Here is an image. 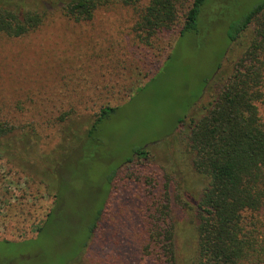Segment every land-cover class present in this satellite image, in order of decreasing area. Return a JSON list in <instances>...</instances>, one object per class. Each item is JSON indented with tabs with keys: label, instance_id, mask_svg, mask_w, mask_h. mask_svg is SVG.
<instances>
[{
	"label": "rangeland",
	"instance_id": "rangeland-1",
	"mask_svg": "<svg viewBox=\"0 0 264 264\" xmlns=\"http://www.w3.org/2000/svg\"><path fill=\"white\" fill-rule=\"evenodd\" d=\"M261 1L208 0L197 30L179 36L182 7L156 48L137 44L131 11L116 3L81 22L53 8L36 30L0 36V120L23 126L7 137L9 151L0 149V264L69 263L101 205L80 264H152L142 258L143 247L164 209L176 231L179 262L190 258L193 212L182 199L196 196L203 182L192 168L186 125L216 96L250 44L253 25L229 44L227 22ZM117 70L125 85L141 87L129 96L115 85L104 87L114 84L107 75ZM106 103L119 107L100 124L99 143L87 142L88 122ZM258 106L264 120V102ZM29 126L36 136L20 142L16 136H28ZM138 147L148 158L127 163ZM55 195L56 215L35 236L33 227ZM258 218L264 222V214Z\"/></svg>",
	"mask_w": 264,
	"mask_h": 264
},
{
	"label": "trees",
	"instance_id": "trees-1",
	"mask_svg": "<svg viewBox=\"0 0 264 264\" xmlns=\"http://www.w3.org/2000/svg\"><path fill=\"white\" fill-rule=\"evenodd\" d=\"M207 1L0 0V36L20 37L36 30L53 8L67 18L81 22L91 20L100 8L116 3L131 11L134 21L130 34L137 44L156 48L159 35L177 24L182 7L185 12L179 36L195 32ZM250 25H253L250 44L233 64L227 80L216 96L199 106L197 114L191 116L186 125L185 142L192 154V168L203 183L196 196L184 195L182 199L192 210L194 222L192 254L183 260V264H264V238L260 240L259 237L264 222L258 218L264 214V120L258 106L264 102V1L251 5L227 22V42L238 41ZM124 77L119 70L109 72L106 81H116L114 84L105 82L104 87L109 89L115 85L124 96L141 87L133 83L125 85ZM118 107L109 103L99 107L84 131L87 142L99 143L100 124ZM64 116L59 117L65 120ZM181 122L183 119L178 121ZM22 127L0 120V149L9 151L11 142L7 137L21 131ZM29 127L28 136L21 133L16 136L20 142L21 137H27L30 142V137L36 136L32 132L34 128ZM77 139L74 134L71 144ZM134 158L147 159L148 152L138 147L126 162L130 163ZM110 173L106 178L108 190L117 172ZM181 195L179 193L180 198ZM57 200L55 195L53 207L40 223L34 225L35 236L56 215ZM102 209L101 205L84 226L85 240L76 258L67 264H80ZM158 213L161 217L156 218L162 220L151 229L142 258L147 256L152 264H181L177 258L174 226L167 223L165 209Z\"/></svg>",
	"mask_w": 264,
	"mask_h": 264
}]
</instances>
